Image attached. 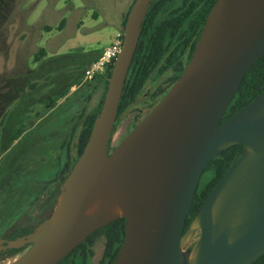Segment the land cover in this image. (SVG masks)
<instances>
[{
  "label": "water",
  "instance_id": "95a60500",
  "mask_svg": "<svg viewBox=\"0 0 264 264\" xmlns=\"http://www.w3.org/2000/svg\"><path fill=\"white\" fill-rule=\"evenodd\" d=\"M152 1H135L85 150L52 215L29 238L7 246L31 244L14 264H59L120 218L126 236L114 264H254L264 256V92L222 123L264 57V0H219L181 77L112 150ZM236 145H244L242 155L185 230L205 169ZM197 232L196 246L185 250Z\"/></svg>",
  "mask_w": 264,
  "mask_h": 264
},
{
  "label": "rangeland",
  "instance_id": "374dc122",
  "mask_svg": "<svg viewBox=\"0 0 264 264\" xmlns=\"http://www.w3.org/2000/svg\"><path fill=\"white\" fill-rule=\"evenodd\" d=\"M134 2L0 0V236L13 224L34 227L52 215L62 190L58 176L76 156L84 120L98 112L105 91L100 77L84 83L85 71L124 30ZM180 4L168 6L161 19ZM174 82V70L151 77L119 118L112 150ZM106 244L105 230L92 238L88 264L102 263ZM28 249H0V264H14Z\"/></svg>",
  "mask_w": 264,
  "mask_h": 264
},
{
  "label": "trees",
  "instance_id": "16d2710c",
  "mask_svg": "<svg viewBox=\"0 0 264 264\" xmlns=\"http://www.w3.org/2000/svg\"><path fill=\"white\" fill-rule=\"evenodd\" d=\"M175 1L153 0L150 5L149 12L143 22L138 48L122 94L117 123L119 118L133 106L143 92L145 85L154 74L163 75L169 70H174L175 82L181 77L185 67L193 57L208 16L219 0H179L181 4L175 7L168 17L161 19L164 10ZM133 5L124 20V28ZM65 22V19L61 21L60 29L65 25ZM49 31H51V28H49ZM45 52L46 50L42 48L40 54L44 56ZM101 55L102 52L97 59ZM96 60L94 59L93 62ZM114 64L115 61L108 67L104 75L96 77H100L105 81V91L98 112L87 116L84 120V126L79 134L77 159L75 163L83 154L91 136L94 122L101 112ZM166 92L167 90L160 92L157 97L161 98ZM263 92L264 57L247 73L222 123L254 101ZM117 123L115 124L113 133H115ZM243 150L244 145L233 146L215 158L205 169L186 222L185 230H187L215 185L220 181L226 171L240 158ZM75 163L66 164L62 176L63 182L71 173ZM126 224L127 221L124 218H120L102 228L90 236L59 264H88L89 257L92 253L90 249L91 240L103 230L107 232V244L101 264H114L125 240ZM254 264H264V256Z\"/></svg>",
  "mask_w": 264,
  "mask_h": 264
},
{
  "label": "built area",
  "instance_id": "2783aa9c",
  "mask_svg": "<svg viewBox=\"0 0 264 264\" xmlns=\"http://www.w3.org/2000/svg\"><path fill=\"white\" fill-rule=\"evenodd\" d=\"M124 45V30L118 32L111 44L106 47L99 59L91 63L84 75V83L92 81L97 76L105 74L108 67L116 61Z\"/></svg>",
  "mask_w": 264,
  "mask_h": 264
},
{
  "label": "flooded vegetation",
  "instance_id": "af4514ba",
  "mask_svg": "<svg viewBox=\"0 0 264 264\" xmlns=\"http://www.w3.org/2000/svg\"><path fill=\"white\" fill-rule=\"evenodd\" d=\"M175 83V82H174ZM174 83H173V85H174ZM173 85H171V87L173 86ZM171 87H170V89H171ZM169 89V90H170ZM167 89H165V90H162L161 92H163V91H166ZM169 90H167V92L169 91ZM166 92V93H167ZM166 93L162 96V98L166 95ZM161 98V99H162ZM161 99H160V101H161ZM159 101V102H160ZM158 102V103H159ZM157 103V104H158ZM150 113V112H149ZM1 157V156H0ZM76 158H77V154H76V156L73 158L72 156L70 157V159L68 160V163H75V161H76ZM63 172H64V170H63ZM63 172H62V174L61 175H59L58 177H59V181L61 182V184H60V186H59V189H61L62 188V185L64 184V182H63ZM61 192V191H60ZM59 192V193H60ZM18 222V221H17ZM17 222H15V223H17ZM42 222H40L39 224H37V225H35L34 227H32V226H30V225H26V226H23L22 228L20 227V226H15V224H13V225H11V227L10 228H8L7 230V232H5V234H6V236L4 237V233L0 236V239L1 238H3L4 239V243H2L1 244V246L3 247V249L2 250H4V251H6V250H12V249H21V248H12V249H10V248H8L7 246L10 244V242H21V241H23V240H25V239H27V238H29V236L36 230V228L41 224ZM31 247V244H28V245H26L25 247H22V248H30Z\"/></svg>",
  "mask_w": 264,
  "mask_h": 264
},
{
  "label": "crops",
  "instance_id": "0c3cea01",
  "mask_svg": "<svg viewBox=\"0 0 264 264\" xmlns=\"http://www.w3.org/2000/svg\"><path fill=\"white\" fill-rule=\"evenodd\" d=\"M114 37H115V36H114ZM111 42H112V41H111ZM110 44H111V43H110ZM110 44H109V45H110ZM109 45H107V46H105V47H108Z\"/></svg>",
  "mask_w": 264,
  "mask_h": 264
}]
</instances>
